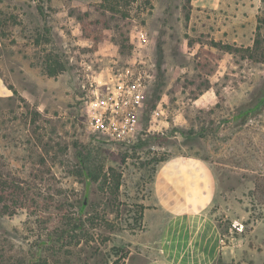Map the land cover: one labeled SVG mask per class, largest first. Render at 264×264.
Listing matches in <instances>:
<instances>
[{
	"label": "rangeland",
	"instance_id": "374dc122",
	"mask_svg": "<svg viewBox=\"0 0 264 264\" xmlns=\"http://www.w3.org/2000/svg\"><path fill=\"white\" fill-rule=\"evenodd\" d=\"M125 1L112 12L104 0H0L10 89L0 98V179L15 190L0 210V264L154 256L144 202L159 161L175 153L204 158L218 177L209 213L231 258L215 264H264V0ZM51 59L65 62L56 76L45 71ZM119 72L143 84L146 101L133 133L112 137L91 102ZM154 112L187 122L157 132Z\"/></svg>",
	"mask_w": 264,
	"mask_h": 264
},
{
	"label": "crops",
	"instance_id": "0c3cea01",
	"mask_svg": "<svg viewBox=\"0 0 264 264\" xmlns=\"http://www.w3.org/2000/svg\"><path fill=\"white\" fill-rule=\"evenodd\" d=\"M190 3L214 8L220 0ZM9 96L10 89L0 70V98ZM157 115L160 116L156 112L151 115L157 122L149 124L157 132L169 126L183 127L187 122L185 116L181 119L176 115L171 121ZM217 192L218 177L204 158L175 153L159 161L152 177L151 195L142 212L144 246L154 249L155 255L131 258L126 264H215L229 260L231 253L222 244L220 225L209 213Z\"/></svg>",
	"mask_w": 264,
	"mask_h": 264
},
{
	"label": "built area",
	"instance_id": "2783aa9c",
	"mask_svg": "<svg viewBox=\"0 0 264 264\" xmlns=\"http://www.w3.org/2000/svg\"><path fill=\"white\" fill-rule=\"evenodd\" d=\"M139 37L140 40H144L146 34L141 32ZM131 80L127 73L119 72L109 78V81L114 83L105 97L100 98L97 90L94 89L93 91L95 99L91 104H97L101 108V111H99L100 116L104 114L107 117L109 124L105 127V132L112 137L121 136V134L130 136L136 123V113L143 106V92L141 89L143 84L140 81L132 82ZM99 125L101 126L102 123H99ZM236 228L240 230V227Z\"/></svg>",
	"mask_w": 264,
	"mask_h": 264
},
{
	"label": "trees",
	"instance_id": "16d2710c",
	"mask_svg": "<svg viewBox=\"0 0 264 264\" xmlns=\"http://www.w3.org/2000/svg\"><path fill=\"white\" fill-rule=\"evenodd\" d=\"M132 1H135V0H126L125 3L127 2V4H128L129 2H132ZM104 2H106L110 6L109 7L110 11L116 12L115 11L116 9H114V7H111V6H115L116 3H117V0H104ZM40 12H42V11H40ZM123 16H125V15L123 14ZM1 24H2V22H1V19H0V32H1ZM256 29L258 30L257 34L259 35V31H260L259 25H257ZM43 30H44V32H47V34H48V28L45 25L43 27ZM47 34L45 36H47ZM51 40L52 39H50L49 37L45 38V42L46 43L50 42ZM0 41H1V34H0ZM260 43H261V41L259 40V36L258 37L256 36L254 38V40H253L254 48L255 49L259 48ZM247 49H249V47ZM59 56L58 57L61 58V55H59ZM261 59L262 58H257L256 60L260 61ZM64 68H65V62L51 59L50 64H48V66L45 67V71H46V74L48 76H56L58 73H60L62 70H64ZM262 97H264V92H263ZM145 101H146V97L143 95V105L144 106H145ZM256 105L254 104L252 107H246L245 109H241V111H239L236 114L237 117L238 116L243 117V114L246 115L249 112L253 111L254 109H256ZM163 159H165V158H163ZM162 160H160V161H162ZM83 171L86 172L85 173V174H87L86 176L89 175V173H87L88 171L85 168V166L83 168ZM12 182L13 181H11V179L8 178L7 176L4 177L3 179H0V210L2 208L7 210L8 206L7 205L6 206L5 205L2 206V202H4L5 200H9V198H11L12 194H14V192H15V190H14V188L12 186L14 183H12ZM86 183H87V181H86ZM117 187H118V181H117ZM12 210H14V209H12ZM28 264H34V263H33V261H30V262H28Z\"/></svg>",
	"mask_w": 264,
	"mask_h": 264
}]
</instances>
